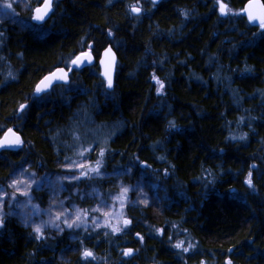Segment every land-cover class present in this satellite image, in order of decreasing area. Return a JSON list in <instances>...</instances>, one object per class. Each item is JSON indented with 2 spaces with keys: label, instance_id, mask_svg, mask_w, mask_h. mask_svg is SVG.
Returning a JSON list of instances; mask_svg holds the SVG:
<instances>
[{
  "label": "trees",
  "instance_id": "16d2710c",
  "mask_svg": "<svg viewBox=\"0 0 264 264\" xmlns=\"http://www.w3.org/2000/svg\"><path fill=\"white\" fill-rule=\"evenodd\" d=\"M246 1L222 0V15L217 0H53L38 24L30 0L1 18L0 137L13 128L23 143L0 151V184L23 165L55 173L81 146L105 155L103 177L78 187L105 194L118 179L133 190L118 234L39 241L3 215L0 264H264V31L241 13ZM89 45L92 64L71 66ZM107 45L110 89L97 65ZM69 66L68 83L35 98L44 75ZM180 240L193 247L174 248ZM84 249L96 259L82 260Z\"/></svg>",
  "mask_w": 264,
  "mask_h": 264
},
{
  "label": "rangeland",
  "instance_id": "374dc122",
  "mask_svg": "<svg viewBox=\"0 0 264 264\" xmlns=\"http://www.w3.org/2000/svg\"><path fill=\"white\" fill-rule=\"evenodd\" d=\"M29 1L30 0H8L9 3H12L13 7L11 9H6L3 7L4 0H0V21L1 18H7L6 16L14 14L13 8L22 9ZM42 1L43 0H39V3ZM85 149L90 150L86 151L84 156H80L79 153ZM97 159H101L99 152H92L89 147L78 146L74 149L73 156L64 160V162L58 166V170L55 173L39 174L34 172L28 165H23L14 170L5 183L0 184V219L5 214L13 215L21 225L29 228L36 237L33 231L34 226L47 222L50 218L54 219L58 213L62 212L67 215L71 222V220L75 218L76 210L80 209L88 211L86 218L82 216V219H86V223L82 224L80 227L68 228L63 222V216L59 221H55L60 229L68 231L72 237L74 235H82L85 232L98 233V231L102 234H113L111 228L105 226L106 223L112 225L119 224V226L123 228L124 217L121 215V213H123V209L120 207L121 201L113 198L121 195V186H128L122 184L118 179L113 180L112 190H107L105 194H101L94 188L85 191L83 188L77 186L81 181L103 177L101 171L99 175L89 173L88 176L81 177L79 180L70 181L64 179V177L71 176L72 174L79 176L80 171H87L89 167H95ZM73 161L77 164H84L86 167L80 169L72 163ZM69 168H71V171H69ZM14 179L23 181V183L19 185V191L14 187H10ZM33 180L36 182L31 183ZM29 183H31V187H28ZM81 189L85 192L81 191ZM21 192H27L28 194L21 195ZM139 194L140 191H138L136 197ZM140 195L139 198L142 201L143 199ZM131 198L129 191L125 204L128 203ZM101 201L104 202V205L101 204ZM97 207H100L101 211L93 212L92 210ZM106 211L114 213L115 215L105 217L103 212ZM94 219L98 220V227L94 224ZM55 232H59L57 227L52 224H46L43 228L42 239L49 235V233Z\"/></svg>",
  "mask_w": 264,
  "mask_h": 264
},
{
  "label": "snow or ice",
  "instance_id": "6c2138e0",
  "mask_svg": "<svg viewBox=\"0 0 264 264\" xmlns=\"http://www.w3.org/2000/svg\"><path fill=\"white\" fill-rule=\"evenodd\" d=\"M109 2H111V0H109ZM38 6L35 7L34 9H32V16L31 19L35 22H37L38 24H42V23H46L47 19L50 18V14L53 12V0H43V3H39V0H37ZM153 6H155V4L157 3V0H152ZM217 3L219 5L220 8V12L222 15H226L227 11L229 10L227 5H225L222 0H217ZM3 7L6 9H11L13 7L12 3H9L8 0H4L3 3ZM130 10L132 13H135L137 15H139L142 11V9L140 7H138L136 4H133L130 6ZM242 12L244 14L247 15L248 17V22L251 23H258L259 28L264 31V2H262V0H249V2L245 5V8L242 10ZM111 31H109V35H111ZM91 48L92 46L89 45V51H82L80 52L79 55H76L74 59L71 60V65L75 66L76 68L81 67L84 63H88V64H92V55H91ZM104 55L106 57L110 58V62H106L105 60H101L100 63L101 65L104 67V71L101 73V75L104 77V79L107 81V87L108 88H112L113 87V79H112V65L115 63V55L112 52L111 48H108L105 50ZM73 70V68L71 66L68 67V72H71ZM68 72L64 71V69L62 68H57L55 72H51L48 76H45L37 85L35 88V98L39 99L40 98V94L44 93L48 90L49 87L52 86V84L56 81H63L64 83H68ZM9 75L11 76V73H9ZM14 78V77H13ZM153 80L156 81V84L159 85V87L157 88V93L160 94L161 90L164 88L163 83H161V81L155 76L153 75L152 77ZM27 107V105L25 104H20L19 105V109L18 111H23L25 108ZM169 126L171 128H175L176 125L173 122H169ZM75 139H79V137H75ZM245 137H240V139H244ZM232 139H236V137H232ZM22 140L20 139L19 136L16 135V133L9 128L7 130V132H5L4 137L2 139H0V149H7V148H12V147H19L22 144ZM90 149H85L84 151H81L79 153L80 156H84V153L86 151H89ZM105 155V149L102 147L99 151V156L102 158ZM157 159H164V157H157ZM74 165H76V167L80 168V169H84L86 167V165L84 164H77L75 161L72 162ZM143 163V162H142ZM102 164V160L101 159H97L96 161V166L95 167H89L87 169V171H80L79 176L72 174L71 176H66L64 177V179H68V180H79L81 177H85L88 176L89 173H95L97 175L100 174V167ZM144 167H150L149 165H143ZM252 167H255V165H253ZM69 171H71V168H69ZM128 172L131 171V169L127 170ZM165 175H167V171L165 172ZM252 177V173L251 171L248 173V178L245 180V183L249 186V188L253 187V181L251 179ZM36 181H31V183H35ZM23 181H18L16 179H14L12 181V184L10 185V187H14L16 188L17 191H19V185L22 184ZM31 183H29L28 187H31ZM136 187H139V185H137ZM133 190L132 186L129 187H124L121 186V195L119 197H114L113 199H119L121 201L120 203V207L121 209H123V207L125 206V202H127V193ZM27 192H21V195H27ZM141 195H144L143 192H141ZM144 204L148 203L147 198L143 199L141 201ZM101 204L104 205V202L101 201ZM106 206V205H105ZM93 212H100L101 208L97 207L95 209L92 210ZM88 215V211L87 210H80L77 209L75 212V218L73 220H71V222L69 221L67 215L62 212V213H58L54 219L50 218L49 221L47 222H43L40 225H36L33 227V231L36 234V239L40 240L42 239V232H43V228L46 226V224H52L53 226L57 227L59 231H63V229L59 228V225L55 223V221H59L61 219V217H64V223L68 228H74V227H80L82 224L86 223V219H82L83 217H87ZM103 215L105 217H111L112 215H115L114 213H110V212H103ZM122 215V213H121ZM94 224L98 227L99 226V222L98 220L94 219ZM131 224V221L128 219H124L123 220V228H127L129 225ZM0 226H3V220L0 219ZM106 227L111 228L112 233H120L123 231V228L121 226H119V224L117 225H112V224H107L105 225ZM157 232L162 233L163 230L162 229H157ZM105 235H107V233H105ZM137 236L139 237V239L141 241H143V237L139 235V233H137ZM172 238L169 237V240H171ZM184 241L180 240L177 241L173 247L176 249L181 250L182 252H188L193 246L191 244H189L187 247H184ZM231 251V250H229ZM133 250L128 248V249H124L123 250V255L124 256H131L132 255ZM81 259L84 261H89L91 260H95V254L89 250V249H84L81 253ZM201 264H204L203 261H201ZM226 264H231V260L226 261Z\"/></svg>",
  "mask_w": 264,
  "mask_h": 264
},
{
  "label": "water",
  "instance_id": "95a60500",
  "mask_svg": "<svg viewBox=\"0 0 264 264\" xmlns=\"http://www.w3.org/2000/svg\"><path fill=\"white\" fill-rule=\"evenodd\" d=\"M160 0H157V3L159 2ZM150 2L152 3V0H150ZM249 2V0H247L245 3H244V5H243V8L241 9V13L245 16V18L247 19V21H248V17H247V15L246 14H244L243 12H242V10L245 8V5L247 4ZM43 3V1L41 2V4ZM37 7V6H36ZM130 12H131V10H130ZM132 13V12H131ZM132 14H134V15H137V14H135V13H132ZM249 23V22H248ZM250 24V23H249ZM251 25H258V23H251ZM108 48H111L109 45H107L102 51H101V53H100V56H99V58H98V60H97V65H98V68H99V74H100V76H101V78L105 81V83H106V86H107V81L104 79V77L101 75V73L104 71V67L101 65V63H100V61L103 59V60H105L106 62H110V58L109 57H106L105 55H104V53H105V50L106 49H108ZM112 49V48H111ZM86 51H89V50H86ZM112 52L114 53V51H113V49H112ZM80 54V53H79ZM79 54H77V55H79ZM114 55H115V53H114ZM75 58V57H74ZM73 58V59H74ZM93 61V60H92ZM116 61H117V59H116V56H115V63L112 65V79H113V76H114V72H115V66H116ZM86 65H90V64H88V63H84L81 67H83V66H86ZM73 67H75V66H73ZM57 68H62V69H64V71H66V72H68V69L67 68H65V67H57ZM57 68H55L54 70H52L51 72H55L56 71V69ZM80 68V67H79ZM51 72H49V73H47L46 75H44L38 82H37V84L45 77V76H48ZM57 83H64L63 81H56V82H54L53 84H52V86L53 85H55V84H57ZM36 84V85H37ZM36 85H35V88H36ZM51 86V87H52ZM51 87H49L48 88V90H50V88ZM108 88V87H107ZM108 89H110V88H108ZM47 90V91H48ZM9 129V128H8ZM8 129H6L4 132H3V134H2V136L0 137V139H2L3 137H4V134H5V132H7V130ZM15 133H16V135L17 136H19L20 137V134L16 131V130H14L13 128H11ZM20 139H21V137H20ZM18 147H12V148H7V149H0V151H3V150H16Z\"/></svg>",
  "mask_w": 264,
  "mask_h": 264
}]
</instances>
